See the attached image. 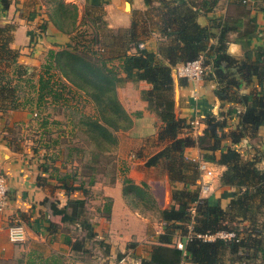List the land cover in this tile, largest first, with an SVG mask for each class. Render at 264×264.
I'll use <instances>...</instances> for the list:
<instances>
[{"label": "trees", "instance_id": "16d2710c", "mask_svg": "<svg viewBox=\"0 0 264 264\" xmlns=\"http://www.w3.org/2000/svg\"><path fill=\"white\" fill-rule=\"evenodd\" d=\"M2 1L8 5V0ZM51 1L53 13L50 21L61 32L71 35V46L50 50L37 72L19 65V53L9 47L8 40L0 41V116L26 110L35 117H41L42 107H47L50 99L55 102L60 97L55 90L57 84L63 89L75 88L84 94L95 111L93 115H84L78 124L93 149L92 163L86 164L85 168L101 172L107 169L102 168L105 167L104 157L107 165L110 160L116 161L112 155L119 147L118 133L128 132L133 127L132 116L123 107L118 89L129 81L147 82L151 88L142 91L141 98L162 123L156 138L164 148L148 157L146 166L163 168L169 176L176 203L169 209L160 210L167 231L159 237V242L170 244L179 230L185 243L183 249L156 246L150 258L142 264H225L228 256L232 263L244 260L264 262V225L257 222L264 209V169L258 167V160L248 158L236 148L244 138L256 135L264 127V96L258 90L241 93L245 86L264 84V48L257 51L255 59L247 52L244 60H238L228 52L229 33L243 27L242 18L248 10L228 19L217 13L220 0H144L147 10L137 13L130 29L117 33L108 30L102 35L97 27L92 26L95 33L89 39L85 29L90 27L89 24L84 20L78 24V7L63 0ZM236 1L238 7L247 8V0ZM258 12L264 16V7ZM201 17L206 18L208 25L200 24ZM87 18L91 19V16ZM256 24L255 18L249 20L243 36L247 41L246 47L250 48L249 41L255 35ZM155 33L166 42L157 51L140 48L146 38ZM103 36L111 38L110 48L114 49L111 55L106 54ZM83 37L87 39V45H81ZM131 48L136 49L135 54H129ZM198 59H203L207 67L205 78L216 83V96L222 106H241L244 111L233 130H229L228 123L232 109L220 116L208 115L204 135L194 141L180 137L184 129L192 126L176 116L172 68ZM116 61L120 65H116ZM47 124L45 119L42 126ZM194 145L201 151V161L189 160L185 156V150ZM71 157L72 154L69 155ZM202 162L227 168L221 183L238 190L228 209L201 198L200 188L191 190L200 179ZM118 171L111 178L112 184L117 181ZM41 172L46 175L48 168ZM76 175L73 178L72 175L62 178L40 176L39 181L45 185L55 178V184L65 188L69 196L88 194L85 182L75 184ZM69 180L73 182L69 184ZM95 182L91 174L88 185ZM179 184L184 189H177ZM125 195L133 202L140 199L143 204L146 201L154 203L148 185L144 183L139 186L125 180ZM109 210L111 213V208ZM53 211L66 226V242L72 252L86 257L92 253L88 250V242L93 241L95 247H105L104 255L109 254L110 245L105 240H98L95 224L86 214L84 199H70L65 208ZM247 222L250 224L246 225ZM72 226L87 233L72 237L69 234ZM222 232L234 233L236 237L207 239Z\"/></svg>", "mask_w": 264, "mask_h": 264}, {"label": "crops", "instance_id": "0c3cea01", "mask_svg": "<svg viewBox=\"0 0 264 264\" xmlns=\"http://www.w3.org/2000/svg\"><path fill=\"white\" fill-rule=\"evenodd\" d=\"M63 1L78 7V24L84 20L89 26L97 27L102 35L108 30L117 33L130 29L137 13L147 10L144 0ZM7 2L8 5H5L0 0V41L8 40L9 47L19 53V65L38 72L50 50L71 46V35L61 32L50 21L53 13L51 0ZM237 2L220 0L217 10L219 16L228 19L248 10L242 18L243 27L239 31L229 33L228 52L238 60H244L247 52L255 59L258 56L257 51L264 48V16L258 12L264 7V0H247L246 9L238 7ZM97 12H101L98 18L95 16ZM88 15L91 19L87 18ZM251 18H255L257 24L255 35L249 41V48L246 47L247 41L243 36L246 35ZM199 22L202 26L208 25L204 17H201ZM106 39L104 40L103 36L102 43L106 47V54L111 55L114 49L110 48L111 42L108 43ZM164 42L166 39L155 33L146 38L143 45L157 51ZM128 52L135 54L136 49L131 48ZM115 64L120 65L117 61ZM123 76L125 77L124 74ZM172 76L176 116L187 124L192 121L199 123L197 127L184 129L181 138L198 140L206 130L207 116H220L227 113L228 109H232L228 116L229 130L237 127L244 108L234 105L223 107L216 96L217 85L214 81L205 77L199 81L180 78L176 67L172 68ZM150 88V84L145 81H129L118 89L123 107L132 116L133 127L119 135V177L114 184L103 190L104 195L111 201L110 216L108 219L98 217L93 221L97 238L110 245L108 255H96V252H92L91 257H84L81 253L75 254L71 251L66 242V226L60 216L54 215L53 210L65 208L70 199H83L81 193L69 196L65 188L53 182L42 185L39 177L46 175H43L35 162L29 158L27 151H15L13 129L27 125L29 118L33 117L29 111H11L0 116V176H5L9 185L8 210L0 220V264H142L150 258V253L156 246L184 248L185 239L179 230L175 232L170 244H161L159 237L167 231L161 215L156 217L135 213L130 206L133 205L132 198L125 195V180L129 179L139 186L143 183L148 185L157 210L169 209L176 204L172 196L173 187L163 168L146 166V159L164 148L156 138L162 123L158 116L149 110L148 103L141 98V92ZM255 90L264 96V84L259 87L245 86L241 93ZM236 148L248 158L258 160V167L264 169V127H261L256 135L244 138ZM185 156L189 160L201 161V151L196 145L187 148ZM201 164L214 173L210 190L207 193L201 190V198L207 199L212 205H219L224 210L228 209L238 190L221 183V177L227 168L214 163ZM207 179L206 174L202 172L197 186L191 187V190L201 189ZM54 187L58 189L55 190ZM177 189H184V186L179 184ZM13 217L19 220L25 230L23 242L10 241L8 227ZM257 222L260 226L264 225V209L257 217ZM230 259L228 256L225 264H264L261 260L254 263L246 260L232 263Z\"/></svg>", "mask_w": 264, "mask_h": 264}, {"label": "rangeland", "instance_id": "374dc122", "mask_svg": "<svg viewBox=\"0 0 264 264\" xmlns=\"http://www.w3.org/2000/svg\"><path fill=\"white\" fill-rule=\"evenodd\" d=\"M84 12V9L82 10ZM88 13V12H87ZM99 13V14H98ZM101 12H97L96 18L100 17ZM89 35L86 37L92 39V35L95 31L92 26L85 28ZM84 29V30H85ZM80 39V38H79ZM106 39V38H104ZM86 38L80 39L81 45H87ZM108 43L111 42V38H107ZM83 47V46H82ZM71 88V89H70ZM56 92L60 93V97L53 102L49 100L48 106H44L41 109V117L29 118L27 125L23 127H15L12 135L14 136V149L15 151H27V155L33 163L44 170L48 168L46 176H59L64 177L66 175H72V178L76 175L75 184L80 185L81 182H85V186L88 188V194L81 196L86 201V214L94 221L98 217L107 218L110 213L111 201L104 195V188L112 185V179L114 172L117 173V169H120V163L118 162V154L114 153L112 157L116 159L110 160L111 163L107 165L105 157L102 159V168H107L104 171H90L85 168L86 164L92 163V151L88 145V138L81 132L79 127V121L84 115H93L94 108L89 103L84 94L75 88L66 87L62 88L61 85L55 86ZM23 95V94H21ZM25 98L21 97V100ZM23 100V101H24ZM47 119L48 124L42 126L44 120ZM119 132L118 134L120 135ZM75 149V151H71ZM72 157L69 158V155ZM80 158H83L82 161ZM42 166V167H41ZM41 170V171H42ZM112 172V173H111ZM105 173V174H104ZM120 172L118 171V174ZM91 174L94 176L96 182L94 185H88ZM104 174V175H103ZM119 177V175H118ZM122 177V176H121ZM124 179L122 178V181ZM49 182H54L51 179ZM73 180H69L71 184ZM55 190L58 187H54ZM76 193H74L75 195ZM133 205H130L135 213H140L147 216H159L160 211L156 209L154 203L143 204L142 200L135 199ZM87 232L80 231L76 226L69 228V234L72 237L78 238L79 236H85ZM99 241L103 239H98ZM100 252H97V249ZM89 252H96V255L104 254V246H96L93 241L88 242ZM92 253L86 257H91Z\"/></svg>", "mask_w": 264, "mask_h": 264}, {"label": "built area", "instance_id": "2783aa9c", "mask_svg": "<svg viewBox=\"0 0 264 264\" xmlns=\"http://www.w3.org/2000/svg\"><path fill=\"white\" fill-rule=\"evenodd\" d=\"M140 48H144V45L141 44ZM176 72L178 77L187 78L194 81L202 80L207 74V67L204 64L203 59H198L194 62L178 65L176 67ZM197 121H192L190 125L194 128L198 126ZM201 171L204 172L207 176V181L202 185V192L207 193L212 184V179L214 178V173L207 169L205 165H201ZM9 205V185L5 176H0V220L7 213ZM10 234V241L13 243H20L25 240V230L21 226L19 220L15 217L10 219V225L8 227ZM236 235L234 233H218L215 236L207 237L208 240H214L216 238L222 239H234Z\"/></svg>", "mask_w": 264, "mask_h": 264}]
</instances>
